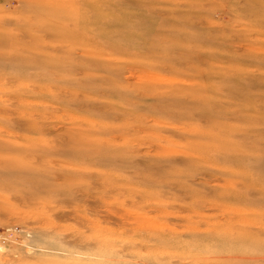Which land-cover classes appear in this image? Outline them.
Masks as SVG:
<instances>
[{
  "label": "rangeland",
  "instance_id": "1",
  "mask_svg": "<svg viewBox=\"0 0 264 264\" xmlns=\"http://www.w3.org/2000/svg\"><path fill=\"white\" fill-rule=\"evenodd\" d=\"M0 264H264V0H0Z\"/></svg>",
  "mask_w": 264,
  "mask_h": 264
},
{
  "label": "bare ground",
  "instance_id": "2",
  "mask_svg": "<svg viewBox=\"0 0 264 264\" xmlns=\"http://www.w3.org/2000/svg\"><path fill=\"white\" fill-rule=\"evenodd\" d=\"M121 217V216H120ZM125 217L127 218V216L125 215ZM138 219V218H137ZM134 223V222H133ZM137 224V223H136ZM123 225V224H122Z\"/></svg>",
  "mask_w": 264,
  "mask_h": 264
}]
</instances>
